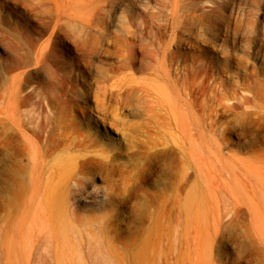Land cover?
Returning <instances> with one entry per match:
<instances>
[{
    "label": "rangeland",
    "instance_id": "rangeland-1",
    "mask_svg": "<svg viewBox=\"0 0 264 264\" xmlns=\"http://www.w3.org/2000/svg\"><path fill=\"white\" fill-rule=\"evenodd\" d=\"M13 84L0 264H264V0H0Z\"/></svg>",
    "mask_w": 264,
    "mask_h": 264
},
{
    "label": "bare ground",
    "instance_id": "bare-ground-1",
    "mask_svg": "<svg viewBox=\"0 0 264 264\" xmlns=\"http://www.w3.org/2000/svg\"><path fill=\"white\" fill-rule=\"evenodd\" d=\"M226 4V3H225ZM103 5V4H102ZM91 22V21H90ZM98 25V24H97ZM80 50V49H78ZM77 50V51H78ZM20 87L15 86L13 84L12 90L3 91L2 96H0V102L3 104L0 106V130H4L5 132L10 131V129H13L15 131V134L17 137L22 138L25 135V123L23 121V111L21 106V100L22 97L20 96ZM95 93V102L97 105V108H99L102 112L105 110L106 101H107V95H106V88L102 87L100 85L97 86V88L94 91ZM12 109L10 110V108ZM60 116H62L61 113H59ZM57 122L52 127H45L44 123H41L40 131H54L55 127L58 126L60 129V133L58 134L59 137H64L66 144L65 147L67 149H71L72 147H86V144H81L80 140H83L80 133L76 129V125L72 124H66V120L63 117H60L57 119ZM67 128L69 129L68 132L63 133V129ZM52 132H48L50 134ZM79 142L78 145H76L75 140ZM196 179H197V173H196ZM194 186V185H193ZM192 186V187H193ZM193 204L196 203V196L193 197L192 201Z\"/></svg>",
    "mask_w": 264,
    "mask_h": 264
}]
</instances>
